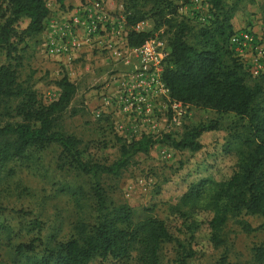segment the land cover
<instances>
[{"label": "rangeland", "instance_id": "374dc122", "mask_svg": "<svg viewBox=\"0 0 264 264\" xmlns=\"http://www.w3.org/2000/svg\"><path fill=\"white\" fill-rule=\"evenodd\" d=\"M106 1L112 7L120 1L126 4L125 0ZM166 3L169 6L163 8ZM134 4L136 10L129 4L124 10L126 15L137 11L143 16L138 22L140 31L158 35L157 30L162 29L164 39L174 30L172 25L182 21L187 27L184 39L194 42L193 36L201 24L186 1H160L161 14L174 10L171 27L162 25L159 16L153 14L158 7L153 8L152 1L134 0ZM46 5L52 14L56 8L54 0H46ZM222 5L224 10L231 8L228 14L233 31L249 29L255 35L261 34L264 0H222ZM199 11L204 21L213 18L214 10L204 0ZM14 58H20L18 81L30 86L41 104L54 101L57 97L54 82L65 74V67L41 54L39 37L24 38L10 59H5L4 51L0 50V64L14 63ZM68 68L71 72L67 79L74 83L76 91L68 108L56 118L54 130L78 141L79 159L86 167L110 166L119 158L120 145L132 142L117 134L113 120L103 117L97 121L91 111L96 106L95 91L112 75L124 71V65L102 53L85 52ZM245 84L259 87L252 105L259 115H264V74L245 79ZM245 122L230 114L189 107L180 128L153 136L155 143L151 148L132 155L127 167L115 176L95 172L91 177L72 169L60 158L56 144L39 151L30 150L24 158L8 162L0 172V264H13L14 245L32 241L33 255H39L54 240L68 238L77 221L89 222L93 217L90 189L94 182L99 184L107 201L127 205L138 219L150 215L165 223L173 240L160 247L162 263L172 264L178 240L185 250L193 252L188 264H251L252 248L264 244L260 218L242 210L227 213L217 243L210 240L205 223L212 213L210 197L216 185L229 178L239 155L246 152L241 142L234 139V135L240 139L247 136L242 129ZM197 126L210 130L201 133L198 138L201 148L196 152L177 150L171 140H164L163 135L178 140L185 129ZM200 179L213 184L208 185L200 199L190 202L183 199L189 186ZM73 191L80 192L79 196L73 197ZM32 221L38 223L34 229L30 228Z\"/></svg>", "mask_w": 264, "mask_h": 264}, {"label": "trees", "instance_id": "16d2710c", "mask_svg": "<svg viewBox=\"0 0 264 264\" xmlns=\"http://www.w3.org/2000/svg\"><path fill=\"white\" fill-rule=\"evenodd\" d=\"M63 1L54 0V3L63 9ZM149 1H152L153 8L158 7L153 14L159 16L161 24L171 27L174 10L161 14L159 3L162 0ZM204 1L214 10L213 18L200 21L201 26L193 36V43L184 39L187 27L182 21L172 25L174 30L164 38L167 57L161 81L170 99L188 108L230 114L246 121L242 129L247 136L240 139L234 135L246 152L239 155L229 178L218 183L210 197L212 213L205 223L210 240L217 243L219 228L229 212L242 210L256 216L261 219L260 228H264V115H259L258 109L252 105L260 92L259 87L245 84V79H255L264 73L250 76L228 48V38L236 32L229 23L228 12L231 8L224 10L222 0ZM125 2L120 1L119 4L128 28L127 44L137 47L153 34L132 29L143 16L137 11L126 15L128 4L133 10L136 9L134 0ZM168 6L169 3H166L163 8ZM50 14L46 0H0V50L4 51L5 59H10V54L16 51V46L24 38L40 37ZM194 18L197 19V16ZM261 26L262 32L256 36L264 47V9ZM159 30L164 35L165 31L158 29L157 32ZM162 35L159 37L162 38ZM12 60L14 63L0 64V172L5 164L24 158L28 151H39L56 144L60 148V158L72 169L91 177L95 172L115 176L127 167L132 155L146 153L155 143L152 137H140L130 144L120 145L119 158L110 166L86 167L79 159L78 141L54 130L56 118L68 108L75 94L74 83L64 75L59 77L54 82L56 99L41 104L36 92L26 83L18 81L20 58ZM4 119L9 121L3 122ZM209 130L210 127L197 126L185 129L178 140L169 135L163 137L164 140H171V145L177 150L196 152L201 148L198 138ZM210 184L213 183L206 179L192 183L183 199L189 202L200 199ZM79 193L73 191L71 195L76 197ZM90 197L93 217L89 222L77 221L68 238L59 241L53 239L52 245L39 255H33L32 241L14 245L11 249L12 263L118 264L129 260L134 264H164L159 259L160 247L173 239L163 221L150 215L138 219L127 205L107 201L96 182L91 185ZM37 225V221H32L30 228L34 229ZM175 244L172 264H188L193 252L185 250L178 240H175ZM251 264H264V244L252 248Z\"/></svg>", "mask_w": 264, "mask_h": 264}, {"label": "built area", "instance_id": "2783aa9c", "mask_svg": "<svg viewBox=\"0 0 264 264\" xmlns=\"http://www.w3.org/2000/svg\"><path fill=\"white\" fill-rule=\"evenodd\" d=\"M203 22L202 0H184ZM48 7V6H47ZM140 31V24L132 28ZM128 28L121 4L106 0H79L76 5L53 11L39 37L41 54L70 67L85 52L102 53L124 65L95 91L93 119L107 117L127 141L168 134L180 128L188 106L170 99L161 81L167 57L165 39L153 35L137 47L127 44ZM228 48L252 77L264 71V47L255 33L240 30L228 38Z\"/></svg>", "mask_w": 264, "mask_h": 264}, {"label": "crops", "instance_id": "0c3cea01", "mask_svg": "<svg viewBox=\"0 0 264 264\" xmlns=\"http://www.w3.org/2000/svg\"><path fill=\"white\" fill-rule=\"evenodd\" d=\"M78 1L79 0H64L62 4H63V7L66 8V7H71L73 5H76L78 3ZM56 7H57V5H56ZM52 15H53V12H52V14H50L48 16V18H50ZM70 72H71V69L70 68H65V74H64V76L66 78H68L67 76L69 75ZM70 82H72V81H70Z\"/></svg>", "mask_w": 264, "mask_h": 264}]
</instances>
